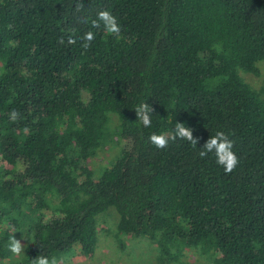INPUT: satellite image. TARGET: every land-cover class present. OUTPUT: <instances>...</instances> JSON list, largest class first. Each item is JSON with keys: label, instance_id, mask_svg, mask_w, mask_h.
I'll list each match as a JSON object with an SVG mask.
<instances>
[{"label": "trees", "instance_id": "16d2710c", "mask_svg": "<svg viewBox=\"0 0 264 264\" xmlns=\"http://www.w3.org/2000/svg\"><path fill=\"white\" fill-rule=\"evenodd\" d=\"M100 10L117 17L119 38L92 27ZM259 64L264 0H0V264L94 257L96 216L110 206L117 232L154 242L159 264L188 251L205 264H264ZM143 101L150 127L135 113ZM177 122L197 147L150 143ZM218 130L239 158L230 174L214 153L197 155ZM108 139L126 145L95 172L87 164Z\"/></svg>", "mask_w": 264, "mask_h": 264}, {"label": "rangeland", "instance_id": "374dc122", "mask_svg": "<svg viewBox=\"0 0 264 264\" xmlns=\"http://www.w3.org/2000/svg\"><path fill=\"white\" fill-rule=\"evenodd\" d=\"M259 68L263 72L264 64H259ZM243 77L255 88L261 84L260 76L243 74ZM125 145L124 141L117 145L116 140L108 139L102 152L88 162V167L97 172L100 166H107L114 159L119 147ZM118 219L119 214L113 206L98 214L94 257L82 259L72 255L63 264H159L160 256L156 244L146 237L136 238L119 234L116 229ZM181 260L179 264H205L204 261L198 260L192 251L186 252Z\"/></svg>", "mask_w": 264, "mask_h": 264}, {"label": "clouds", "instance_id": "9594fccd", "mask_svg": "<svg viewBox=\"0 0 264 264\" xmlns=\"http://www.w3.org/2000/svg\"><path fill=\"white\" fill-rule=\"evenodd\" d=\"M83 4L76 2V11L79 12L83 9ZM88 20L85 18V23ZM93 28H99L101 25L103 29L115 38L121 36V25L118 23L117 17L113 15L108 10H100L97 13V18L91 21ZM95 39V33L93 31H88L84 34L83 43L81 47L85 50L91 47V42ZM69 44L75 43L74 38L68 37ZM58 43L64 44L65 40L63 37L58 38ZM154 109L145 101L141 102L135 107V113L137 119L145 127L151 126V114ZM19 112L12 110L9 118L11 121L15 122L19 117ZM182 139L188 141L194 148L197 147L199 138L193 136L192 129L185 126L184 123L177 122L175 128L169 133H153L149 136V141L157 149H165L168 147L170 141H176L177 139ZM197 155L200 158L206 157L209 153H214L216 157V163L223 167L226 174L232 173L239 164V158L233 151L234 142L229 138V136L224 131H216L214 135L208 137V139L203 143ZM15 232V231H13ZM12 232V233H13ZM9 250L14 255H21L24 252V245L20 240L16 239L13 235H10ZM33 264H57L56 258L49 259L47 256L40 255L33 259Z\"/></svg>", "mask_w": 264, "mask_h": 264}]
</instances>
